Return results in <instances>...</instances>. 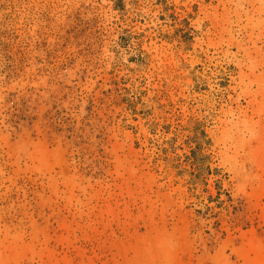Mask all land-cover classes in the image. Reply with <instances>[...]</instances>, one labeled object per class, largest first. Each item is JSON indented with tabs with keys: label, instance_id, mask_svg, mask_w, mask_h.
Here are the masks:
<instances>
[{
	"label": "rangeland",
	"instance_id": "1",
	"mask_svg": "<svg viewBox=\"0 0 264 264\" xmlns=\"http://www.w3.org/2000/svg\"><path fill=\"white\" fill-rule=\"evenodd\" d=\"M0 264H264V0H0Z\"/></svg>",
	"mask_w": 264,
	"mask_h": 264
}]
</instances>
